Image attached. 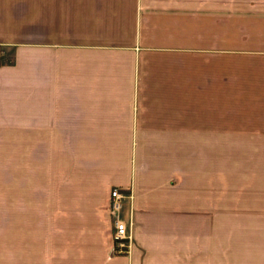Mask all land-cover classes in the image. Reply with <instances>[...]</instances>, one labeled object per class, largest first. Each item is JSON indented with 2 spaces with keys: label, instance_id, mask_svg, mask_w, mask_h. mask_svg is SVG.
<instances>
[{
  "label": "crops",
  "instance_id": "0c3cea01",
  "mask_svg": "<svg viewBox=\"0 0 264 264\" xmlns=\"http://www.w3.org/2000/svg\"><path fill=\"white\" fill-rule=\"evenodd\" d=\"M0 44L2 264H264V166L181 202V145L264 146V0H0Z\"/></svg>",
  "mask_w": 264,
  "mask_h": 264
},
{
  "label": "rangeland",
  "instance_id": "374dc122",
  "mask_svg": "<svg viewBox=\"0 0 264 264\" xmlns=\"http://www.w3.org/2000/svg\"><path fill=\"white\" fill-rule=\"evenodd\" d=\"M236 36V35H235ZM244 37V35H243ZM237 39H239V36H237ZM0 57H2V45L0 44ZM7 57H10V52L8 55H5ZM216 153L218 162L216 163L217 168L215 169V172L213 173V180L214 185L217 187H226L228 185H234L237 187L243 183L242 177L243 174L246 173L245 169H249L248 165H257L259 167L264 166V146H248V145H219L215 147H198L194 145H181V198L184 196V199H181L184 202V206H188L187 204H192L193 201V190H194V166H195V156L197 153H204V151H212ZM225 159L228 160V162L225 161ZM224 160V161H223ZM225 164L232 165L233 170H226ZM221 167V168H220ZM242 168L244 169L242 171ZM233 179V180H232ZM233 184H232V183ZM115 187V186H114ZM113 187H111L112 189ZM110 189V190H111ZM124 192V191H123ZM127 194L124 193V198L122 199V204L124 203V200L127 198ZM109 199V198H108ZM108 205V203H107ZM187 211V210H186ZM106 212L110 220V225L112 228V219L110 214L108 213V207L106 206ZM182 212V211H181ZM119 217L124 221L127 234L131 236V229H130V221L126 220L122 214L121 209L119 211ZM188 218H192L191 212H186ZM64 229V227L59 228L58 233V247L59 251L64 250V245L66 242V231L64 230L63 233L61 232V229ZM192 227L188 226L189 230ZM112 230V229H111ZM129 247L131 245V238L129 239ZM1 246V244H0ZM129 249V248H128ZM1 259V253H0V264ZM65 262V261H64ZM64 262L62 264H64Z\"/></svg>",
  "mask_w": 264,
  "mask_h": 264
},
{
  "label": "built area",
  "instance_id": "2783aa9c",
  "mask_svg": "<svg viewBox=\"0 0 264 264\" xmlns=\"http://www.w3.org/2000/svg\"><path fill=\"white\" fill-rule=\"evenodd\" d=\"M1 52V49H0ZM124 192L119 187H113L109 191L108 213L112 219L111 237L113 241V252L124 254L129 248L130 235L127 234L124 221L119 217V211L122 207Z\"/></svg>",
  "mask_w": 264,
  "mask_h": 264
}]
</instances>
